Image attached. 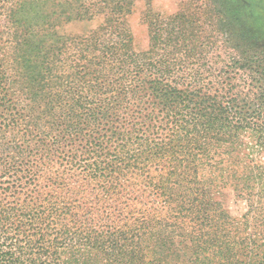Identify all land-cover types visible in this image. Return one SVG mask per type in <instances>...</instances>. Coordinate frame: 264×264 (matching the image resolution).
Segmentation results:
<instances>
[{"label":"trees","instance_id":"1","mask_svg":"<svg viewBox=\"0 0 264 264\" xmlns=\"http://www.w3.org/2000/svg\"><path fill=\"white\" fill-rule=\"evenodd\" d=\"M153 1L0 0V264H264V0Z\"/></svg>","mask_w":264,"mask_h":264},{"label":"rangeland","instance_id":"2","mask_svg":"<svg viewBox=\"0 0 264 264\" xmlns=\"http://www.w3.org/2000/svg\"><path fill=\"white\" fill-rule=\"evenodd\" d=\"M182 1L183 0H154L150 8L154 12L165 14V15H171L178 11L179 6L182 3ZM38 6L39 7L35 9L36 17L38 21H41L44 19L45 16H47V14L51 13L48 10L50 5L40 7L41 4H38ZM146 10H147V6L144 2H137L134 7L132 15L129 16L128 18V26L134 38V46H135V49L138 51H146L149 45L148 32H147L146 25L144 24V17H143ZM17 22H18V19H17ZM98 22L99 20H95L94 22H88V23H81V22H76V21L66 22L62 20V21H59V23L57 22L56 24L58 25L57 27L58 34L60 37H62L65 34L84 33L90 29H94L96 28ZM1 24L3 25V23ZM262 24L264 25V20H262ZM22 28L24 29V27ZM16 32L18 33H13L10 36L5 35L4 42L8 43L9 41L12 47L18 48L20 44L18 40L24 41V38H23L22 30L20 31L18 30ZM258 43H259V40H258ZM35 45L37 44H32L31 47L34 48ZM261 46L263 47L264 45H261ZM244 47L242 50H244ZM222 52H223L222 60H224V58L226 59V55H224L225 54L224 50ZM231 52L235 54L237 57H239L240 55V52L238 51L237 48L236 50H232ZM217 199L223 204L228 214L234 219H240L248 211L247 202L245 200H242L241 198H238L235 192L230 188L225 189L221 194H219L217 196ZM158 232H159L158 228H155L152 233L153 236H156Z\"/></svg>","mask_w":264,"mask_h":264}]
</instances>
